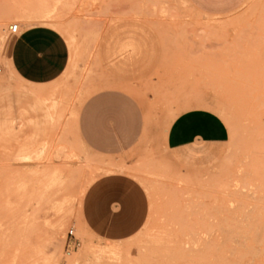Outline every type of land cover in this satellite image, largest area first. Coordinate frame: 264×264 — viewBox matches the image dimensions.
<instances>
[{
  "label": "rangeland",
  "instance_id": "374dc122",
  "mask_svg": "<svg viewBox=\"0 0 264 264\" xmlns=\"http://www.w3.org/2000/svg\"><path fill=\"white\" fill-rule=\"evenodd\" d=\"M118 21L150 27L161 47L147 77L123 86L149 129L128 165L89 152L76 133L82 100L111 82L97 42ZM11 23L62 34L69 67L58 79L27 87L13 76L5 41L21 28ZM0 54V264H264V0L216 13L190 0H0ZM192 108L228 129L218 156L196 168L162 144ZM115 172L141 188L145 216L127 237H99L81 221L82 199ZM70 229L79 244L67 254Z\"/></svg>",
  "mask_w": 264,
  "mask_h": 264
},
{
  "label": "crops",
  "instance_id": "0c3cea01",
  "mask_svg": "<svg viewBox=\"0 0 264 264\" xmlns=\"http://www.w3.org/2000/svg\"><path fill=\"white\" fill-rule=\"evenodd\" d=\"M190 1L205 12L216 13L233 8L240 0ZM123 22H115L100 33L98 61L111 82L106 81L102 85L107 86L97 91L91 90L82 100L76 115V133L89 152L128 165L127 156L141 146L149 129L141 103L123 86L147 77L159 63L161 47L150 27L139 21L134 27ZM19 27L14 38L5 41L8 51L4 56L11 73L27 87L51 84L69 67L65 38L45 24ZM121 41L132 44L121 48ZM50 92H40L41 97ZM227 138L228 129L216 113L192 108L179 113L164 128L162 144L174 162L196 168L214 160ZM81 213L88 232L99 237H127L144 220L143 192L122 172L99 176L83 195ZM111 245L115 244L106 249Z\"/></svg>",
  "mask_w": 264,
  "mask_h": 264
},
{
  "label": "built area",
  "instance_id": "2783aa9c",
  "mask_svg": "<svg viewBox=\"0 0 264 264\" xmlns=\"http://www.w3.org/2000/svg\"><path fill=\"white\" fill-rule=\"evenodd\" d=\"M8 30L11 33H17L19 31V24L18 23H11L8 25ZM69 240L66 241L65 250L66 253L69 254L71 250H73L76 246H78V241L73 236V230L70 229L68 231ZM73 238V241H70V239Z\"/></svg>",
  "mask_w": 264,
  "mask_h": 264
},
{
  "label": "bare ground",
  "instance_id": "6f19581e",
  "mask_svg": "<svg viewBox=\"0 0 264 264\" xmlns=\"http://www.w3.org/2000/svg\"><path fill=\"white\" fill-rule=\"evenodd\" d=\"M133 8H136V9H137V8H138V3H136L135 6H133ZM133 8H132V9H133ZM41 95H42V94H41ZM91 181H92V180H91ZM90 184H91V183H90ZM230 254H231V253H230ZM231 257H232V256H231Z\"/></svg>",
  "mask_w": 264,
  "mask_h": 264
}]
</instances>
